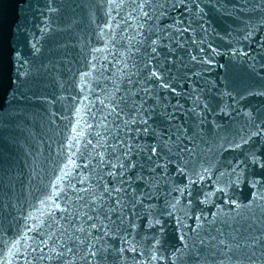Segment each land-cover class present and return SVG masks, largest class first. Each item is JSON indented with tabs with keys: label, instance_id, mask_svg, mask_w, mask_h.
<instances>
[{
	"label": "water",
	"instance_id": "95a60500",
	"mask_svg": "<svg viewBox=\"0 0 264 264\" xmlns=\"http://www.w3.org/2000/svg\"><path fill=\"white\" fill-rule=\"evenodd\" d=\"M0 264H264V0H0Z\"/></svg>",
	"mask_w": 264,
	"mask_h": 264
}]
</instances>
